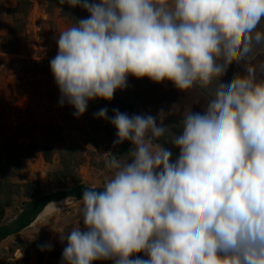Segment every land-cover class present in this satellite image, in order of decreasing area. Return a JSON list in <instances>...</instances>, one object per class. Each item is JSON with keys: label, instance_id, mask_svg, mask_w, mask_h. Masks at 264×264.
Segmentation results:
<instances>
[{"label": "clouds", "instance_id": "clouds-1", "mask_svg": "<svg viewBox=\"0 0 264 264\" xmlns=\"http://www.w3.org/2000/svg\"><path fill=\"white\" fill-rule=\"evenodd\" d=\"M58 2L88 14L64 17L49 64L59 106L74 117L110 102L130 76L211 96L200 112L184 107L176 126L164 125L176 105L155 117L95 114L115 128L114 147H132L97 153L102 187L62 202L79 204L80 220L56 232L61 264H264V0ZM233 54L243 75L226 71Z\"/></svg>", "mask_w": 264, "mask_h": 264}, {"label": "rangeland", "instance_id": "rangeland-1", "mask_svg": "<svg viewBox=\"0 0 264 264\" xmlns=\"http://www.w3.org/2000/svg\"><path fill=\"white\" fill-rule=\"evenodd\" d=\"M58 4V0H0V31L7 34L5 38L0 36V53H3L0 56V181H8L12 200L0 224L32 201L21 185L38 184L39 196L33 199L36 201L80 186L69 181L66 188H60L61 177L56 175L60 156L56 152L52 162L46 163L42 154L32 155L36 144H52L55 151L72 146L80 148L74 151L72 163L82 162L77 170L81 184L101 188L105 170L97 153L111 151L116 156H123L132 146L125 142L114 147L115 128L108 120L96 118L95 114L106 108L109 118L114 110L129 115L124 105H131L137 91L148 84L150 88L153 83L147 78L130 76L126 89L114 93L113 106L102 99L90 101L79 118L74 117V109L66 103L59 106V91L49 66L58 51V33L66 26L64 17L83 19L88 14L80 8ZM261 27L264 28V22ZM178 124L173 122L166 126ZM173 133L180 134L179 128L173 127ZM163 146L172 152L173 158L178 155L179 150L172 145ZM19 157L22 159L18 170L12 168V164ZM0 199L5 201L6 196L3 194ZM60 209L0 241V264H61L65 244L60 242L57 233L78 226L80 205L75 203ZM79 226L83 228L82 221ZM34 241L41 242L40 249L42 245H50L51 251L42 250V257L39 256L28 247ZM18 251L23 253L22 257ZM94 264H111V261Z\"/></svg>", "mask_w": 264, "mask_h": 264}, {"label": "crops", "instance_id": "crops-1", "mask_svg": "<svg viewBox=\"0 0 264 264\" xmlns=\"http://www.w3.org/2000/svg\"><path fill=\"white\" fill-rule=\"evenodd\" d=\"M258 59H264V56L258 57ZM226 71L229 75L244 74L243 65L235 62V55L227 64ZM209 93L210 89L204 90L195 87L190 92H181L170 82L151 83L148 91L132 104L133 114L152 115L155 117L161 110L168 113L174 105L178 106L180 113L169 115L164 121L166 126L167 123L179 122L186 106L191 107L193 112H200L206 108L211 99Z\"/></svg>", "mask_w": 264, "mask_h": 264}, {"label": "trees", "instance_id": "trees-1", "mask_svg": "<svg viewBox=\"0 0 264 264\" xmlns=\"http://www.w3.org/2000/svg\"><path fill=\"white\" fill-rule=\"evenodd\" d=\"M51 4H53V2H51ZM57 4V3H56ZM60 5V4H58ZM14 12V11H13ZM16 12V11H15ZM149 85V84H148ZM147 85V86H148ZM144 87L141 91H137V95L133 96V102L132 104L137 101L143 93H145V91L149 88V87ZM134 88V87H133ZM101 100V99H99ZM111 103L112 106L114 105V102L111 100L106 101V104ZM124 105L127 106L129 115H133V105ZM55 146H53L52 144L49 143H44L43 145L39 146V145H34L33 149H32V155L34 153H40L43 156V159L46 163H51L52 162V158L54 156V154L57 152V154L60 156V168L57 170L56 175L61 177V183H59L60 188H66L68 185V182L71 181L72 183H74L75 185H83L81 184V180L78 176V172L77 170L79 169V167L82 165V162H76V163H72L74 160V156L73 153L75 150H78V148H75L74 146L72 147H66L61 149L60 151H55L54 149ZM79 150H81L79 148ZM78 150V151H79ZM125 153H127V149L125 151ZM22 158H26V156H23ZM21 157L17 158L16 161L12 164V168L16 167L18 170L20 168V161L22 159ZM2 161L1 156H0V162ZM10 162V161H8ZM9 178V177H8ZM37 183H26L24 185H21L22 188H25L27 190V198H32V201L29 203H33L36 200V197L39 196V191L36 188L37 187ZM10 185L8 184V181H0V196L1 195H5L6 196V200L5 201H1L0 199V219H2L5 216V211L7 208L11 207V194H10ZM33 190V193H30V191ZM41 245V242L38 241H34L29 243L28 247L30 250L38 253L39 256L42 257V250L39 248V246ZM17 253H22L20 251H18ZM25 257H23L22 260H24ZM19 262V261H18ZM20 264H22L20 262Z\"/></svg>", "mask_w": 264, "mask_h": 264}, {"label": "water", "instance_id": "water-1", "mask_svg": "<svg viewBox=\"0 0 264 264\" xmlns=\"http://www.w3.org/2000/svg\"><path fill=\"white\" fill-rule=\"evenodd\" d=\"M84 187L90 186H77L72 189L60 191L52 195L43 197L31 204H28L18 213L0 224V241L29 227L32 224L33 220L37 219V217L47 208V204L52 202L56 204L62 203L69 196L75 197L77 200L81 199V193ZM72 204L75 203L69 202L66 205L62 204L60 206H69Z\"/></svg>", "mask_w": 264, "mask_h": 264}, {"label": "bare ground", "instance_id": "bare-ground-1", "mask_svg": "<svg viewBox=\"0 0 264 264\" xmlns=\"http://www.w3.org/2000/svg\"><path fill=\"white\" fill-rule=\"evenodd\" d=\"M53 203V202H52ZM56 204V203H55ZM63 203H57L56 205H57V207L58 206H60V205H62ZM64 206H60V207H58V208H63ZM53 213V211L50 209V208H46L38 217H37V219H34L33 220V222H32V226L35 224V223H37V222H39L40 220H42L43 218H45V217H47V216H49L50 214H52ZM29 225V224H28Z\"/></svg>", "mask_w": 264, "mask_h": 264}]
</instances>
